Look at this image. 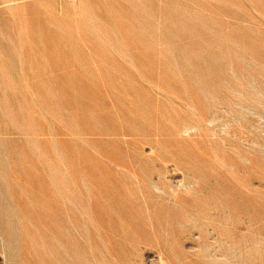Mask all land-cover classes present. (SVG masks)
Here are the masks:
<instances>
[{
  "label": "rangeland",
  "instance_id": "obj_1",
  "mask_svg": "<svg viewBox=\"0 0 264 264\" xmlns=\"http://www.w3.org/2000/svg\"><path fill=\"white\" fill-rule=\"evenodd\" d=\"M9 1L0 264H264V0Z\"/></svg>",
  "mask_w": 264,
  "mask_h": 264
},
{
  "label": "bare ground",
  "instance_id": "obj_2",
  "mask_svg": "<svg viewBox=\"0 0 264 264\" xmlns=\"http://www.w3.org/2000/svg\"><path fill=\"white\" fill-rule=\"evenodd\" d=\"M189 127V126H188ZM187 128V127H186ZM184 130H188V128L187 129H184ZM185 132V131H184ZM187 133V132H186ZM225 139V138H224ZM223 140V139H222ZM224 141V140H223ZM226 144V143H225ZM159 159V158H158ZM144 189L143 188H141V190H140V194H141V198H142V200L146 203V204H150V202L152 201V200H150V197H149V193L145 190V191H143ZM148 197H149V199H148ZM148 209H150V207L148 206ZM132 213V212H131Z\"/></svg>",
  "mask_w": 264,
  "mask_h": 264
},
{
  "label": "crops",
  "instance_id": "obj_3",
  "mask_svg": "<svg viewBox=\"0 0 264 264\" xmlns=\"http://www.w3.org/2000/svg\"><path fill=\"white\" fill-rule=\"evenodd\" d=\"M5 2H6V3H9L10 1H9V0H0V4H1V3H5Z\"/></svg>",
  "mask_w": 264,
  "mask_h": 264
}]
</instances>
